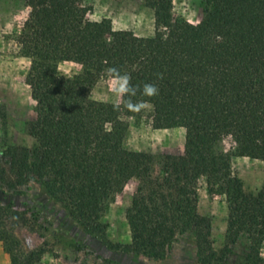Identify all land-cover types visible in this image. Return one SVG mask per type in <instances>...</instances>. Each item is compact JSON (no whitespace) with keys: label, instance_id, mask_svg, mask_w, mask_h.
Instances as JSON below:
<instances>
[{"label":"trees","instance_id":"16d2710c","mask_svg":"<svg viewBox=\"0 0 264 264\" xmlns=\"http://www.w3.org/2000/svg\"><path fill=\"white\" fill-rule=\"evenodd\" d=\"M17 1L30 9L18 45L30 60L26 83L37 116L28 125L31 148L0 149V184L22 192L41 183L85 231L122 248L108 239L106 217L136 180L126 212L128 250L161 259L179 236L192 233L201 262L217 264L245 238L248 252L240 264H264V180L257 193H248L232 170L233 156L264 163V0H203L197 24L175 19L174 0H143L155 18L150 37L115 31L109 19L91 21L81 0ZM65 62L80 65L81 72L63 75L59 66ZM111 66L130 73L133 85L158 86L150 99L153 127L183 128L182 153L126 148L129 126L122 116L140 113L127 112L123 100L120 110L109 105L106 114L86 110ZM226 141L233 152L225 150ZM202 180L228 205L221 251L213 245L211 219L199 212ZM33 221L13 203L0 202V242L11 264H39L47 253L44 246L20 251L14 231L19 225L34 229ZM96 258V264H119L100 253Z\"/></svg>","mask_w":264,"mask_h":264},{"label":"rangeland","instance_id":"374dc122","mask_svg":"<svg viewBox=\"0 0 264 264\" xmlns=\"http://www.w3.org/2000/svg\"><path fill=\"white\" fill-rule=\"evenodd\" d=\"M203 0H174V17L178 21L197 24L200 20V4ZM90 9L91 21L109 19L115 31H132L141 37L155 33V18L152 10L143 0H81ZM30 9L24 2L0 0V149L4 145L27 146L34 140L28 134V125L36 119V103L26 83L30 60L20 54L18 37L29 17ZM65 76L81 72V66L65 62L59 66ZM117 98L111 93L110 82L104 77L99 80L86 104V110L93 114H106L109 105ZM122 104V100L120 101ZM152 108L134 117L122 116L128 124L125 146L129 150L147 153H182L186 132L183 128L155 129L152 124ZM227 152H233V143H224ZM232 170L244 184L245 191L257 193L264 180V163L249 157L233 156ZM137 188V181H130L120 193L106 217L109 223L107 237L114 245L111 248L99 236L91 234L75 221L45 187L31 182L22 192L9 190L0 184V202L13 203L20 212L27 213L32 221L40 218V228L34 220L31 229L19 225L14 231L20 242V251L27 252L44 246L47 253L39 264H96L97 254L119 264H203L200 260L195 237L187 233L178 237L170 252L161 259L147 257L128 250L131 232L126 219L127 209ZM199 212L212 222V240L217 251L226 245L228 205L222 196L211 195L204 180L199 183ZM34 213V217L31 214ZM48 223V225H47ZM50 224V225H49ZM45 234L42 238L41 235ZM46 243V245H45ZM76 245L86 250H76ZM92 251V252H91ZM94 254H90L93 253ZM248 252L247 240L241 239L231 248L224 262L217 264H240ZM264 258V244L261 249ZM0 264H11V255L5 244L0 242Z\"/></svg>","mask_w":264,"mask_h":264},{"label":"clouds","instance_id":"9594fccd","mask_svg":"<svg viewBox=\"0 0 264 264\" xmlns=\"http://www.w3.org/2000/svg\"><path fill=\"white\" fill-rule=\"evenodd\" d=\"M104 75L110 82L112 95L117 98V102L113 105L115 110L121 109L120 101L123 100V108L127 112L139 114L152 107L150 99L159 94V88L155 83L133 85L130 73L122 72L117 67H106ZM162 78V74H158V79ZM138 95L143 98L136 99Z\"/></svg>","mask_w":264,"mask_h":264}]
</instances>
